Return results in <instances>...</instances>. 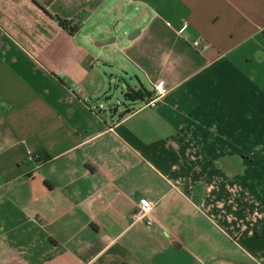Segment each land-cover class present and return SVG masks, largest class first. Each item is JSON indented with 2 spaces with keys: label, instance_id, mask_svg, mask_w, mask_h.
<instances>
[{
  "label": "crops",
  "instance_id": "1",
  "mask_svg": "<svg viewBox=\"0 0 264 264\" xmlns=\"http://www.w3.org/2000/svg\"><path fill=\"white\" fill-rule=\"evenodd\" d=\"M105 1L0 0V264H264V0H129L121 58L85 33ZM119 60L156 108L86 104Z\"/></svg>",
  "mask_w": 264,
  "mask_h": 264
},
{
  "label": "rangeland",
  "instance_id": "2",
  "mask_svg": "<svg viewBox=\"0 0 264 264\" xmlns=\"http://www.w3.org/2000/svg\"><path fill=\"white\" fill-rule=\"evenodd\" d=\"M99 1L104 0H97ZM123 0H106L98 12H95L92 17L86 19L85 22V33L89 35L91 39L94 40L95 47H102L107 51V53L119 54V58L123 57V53L120 49L115 48L121 46L122 40L129 41L128 37L132 31H134L136 26L142 21L141 14L144 11H137L138 5L134 1L126 0L124 7L119 12L117 5ZM145 15V14H144ZM103 30H108L112 34L106 40H101L105 38L104 36L98 35L103 33ZM85 33L83 34L84 36ZM87 37V36H86ZM116 39V41L114 40ZM113 42L109 45H106L109 41ZM99 43V44H98ZM103 44V45H100ZM114 63L116 68H111L109 76H107V88L103 96L106 95L109 99L104 98V101L107 105L114 104L118 100L120 102H126L125 94L127 92V87L135 89L136 87L140 88L145 85L147 88H151L147 77L135 68L131 63L122 61L120 64ZM122 66L117 68V66ZM119 108H124L120 106Z\"/></svg>",
  "mask_w": 264,
  "mask_h": 264
},
{
  "label": "built area",
  "instance_id": "3",
  "mask_svg": "<svg viewBox=\"0 0 264 264\" xmlns=\"http://www.w3.org/2000/svg\"><path fill=\"white\" fill-rule=\"evenodd\" d=\"M172 27V26H171ZM173 31L179 35H183L187 29L188 24L184 22L180 28L172 27ZM191 45L200 52H205L210 48V44L204 39H194ZM167 87L164 83L155 85L153 88L152 95L145 100H128L126 102H120L119 100L114 104L107 105L104 99L93 100L89 96H85L83 100L89 105L90 109L95 112H115L120 106H124L126 113H133L143 108H156L162 101L167 93ZM81 89L77 90L78 94H81ZM155 204L148 199L142 200L138 205V211L135 215L134 222L144 223L146 226L151 227L154 224L152 217Z\"/></svg>",
  "mask_w": 264,
  "mask_h": 264
},
{
  "label": "trees",
  "instance_id": "4",
  "mask_svg": "<svg viewBox=\"0 0 264 264\" xmlns=\"http://www.w3.org/2000/svg\"><path fill=\"white\" fill-rule=\"evenodd\" d=\"M59 22L65 26L67 25V21L61 20L59 19ZM152 95L151 91L146 90L145 88H141L139 90L133 89L128 87L127 88V92L125 94L126 99L128 100H145L147 98H149ZM109 99V97H107L106 95H104L103 97H101V99ZM128 114V113H125Z\"/></svg>",
  "mask_w": 264,
  "mask_h": 264
},
{
  "label": "water",
  "instance_id": "5",
  "mask_svg": "<svg viewBox=\"0 0 264 264\" xmlns=\"http://www.w3.org/2000/svg\"><path fill=\"white\" fill-rule=\"evenodd\" d=\"M126 0H123L121 1L118 5H117V8L119 10V12L121 13L122 9H123V5L125 3ZM142 32V29L141 28H137L135 29L134 31H132L128 37L129 40H134L136 39ZM115 40V38H114ZM113 42V40L109 41L106 45H109ZM101 45V44H100ZM103 45V44H102Z\"/></svg>",
  "mask_w": 264,
  "mask_h": 264
}]
</instances>
